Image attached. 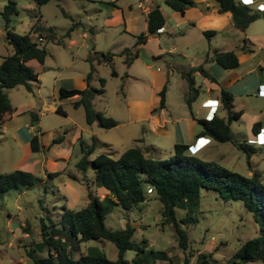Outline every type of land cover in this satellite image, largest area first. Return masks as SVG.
I'll return each instance as SVG.
<instances>
[{
    "label": "rangeland",
    "instance_id": "1",
    "mask_svg": "<svg viewBox=\"0 0 264 264\" xmlns=\"http://www.w3.org/2000/svg\"><path fill=\"white\" fill-rule=\"evenodd\" d=\"M10 1L15 3L18 14L11 18L7 28L0 16V64L4 57L12 53V47L7 44V31L26 35L35 24L38 29L32 34L33 40L45 47L47 56L42 66L35 62L29 64L39 81V84L32 85V92L23 86L6 91L14 111L0 126V174L26 172L31 175L34 186L24 193L10 191L0 196V264H35L27 255L28 251L33 252V258L47 257V249L37 246L40 242V218L48 223V218L56 220L67 209L78 210L84 207L88 202V193L101 199L105 194L103 190L89 186L90 181L75 167L92 143L94 151L88 160L99 153H110L118 157L124 150L133 147L134 141L140 137L146 140L141 145L155 144V137L146 122L132 123L136 121V110L127 104L124 97H144L147 103L152 100L150 104L158 105L160 83L167 78L166 73L175 71V68L179 72H187L193 47L201 52H208L212 47L234 50L244 55L243 58L250 59L248 62H260L264 71V17L250 24L244 33L236 29H213L215 36L207 40L202 35L204 30L191 29L188 20L176 25L177 20L171 16L173 11L165 6L164 0H51L39 10L35 0ZM258 1V7L254 6L253 9L264 11V0ZM7 2L0 0V12ZM139 2L145 9L160 7L165 14L167 33L150 37L146 45L138 46V59L127 68L124 58L117 55L134 47L135 37L146 32L145 16L142 9L138 8ZM208 2L214 3L213 0ZM39 17L40 21L37 22ZM182 34H185L184 37ZM52 37L58 44L49 40ZM244 39L253 43L250 46L255 50L253 58L250 57L252 53L243 50ZM259 48L263 50H257ZM93 52L115 54L112 61L106 64H97V59H93L95 71L90 82L92 88L101 89L99 79L105 81L103 93L97 94L93 102L96 111L117 122V126L109 130L101 129L97 124L87 126L83 109L72 108L70 99L58 104L64 112L63 116L56 114L55 110L51 111L54 102L58 103L61 87L86 88L85 77L90 71L87 58L100 56L92 55ZM180 54L186 55L185 58ZM198 56L204 58L202 53ZM246 64L245 61L243 66ZM112 70L117 73L116 77L111 75ZM170 73L168 80H179V76ZM125 75L130 78H124ZM206 82L200 75L195 76V86L200 87L201 95L205 91ZM261 98L264 96L235 98L234 110H244L246 115L240 122L232 121L231 131L239 134L236 140L242 145L246 143L242 136H249L250 119L264 113V99ZM31 109L39 112L38 123L31 122L29 113L21 114ZM75 130L79 133L82 131V138L76 141L70 160L65 161L60 153L70 148ZM16 131L27 132L29 136L37 135L43 148L38 153H32L28 142L20 143L21 137L12 136ZM56 139L62 141L54 144ZM170 146L167 145V148ZM219 147H225L227 154L219 160L234 172L246 176L252 163L264 170V152H260V147L253 146L256 155L250 156L231 144ZM242 148L247 152L253 150L246 146ZM166 154L162 152L163 156ZM57 155L59 158L53 159ZM201 157L205 158L203 155ZM249 158L251 161L248 164ZM87 175L91 176L90 170ZM146 193V202L141 207L130 211L115 208L105 221L106 227L112 230H119L126 224L135 229L132 241H146V252L139 255V259L147 261L146 264H195L199 254L209 253L215 259V264H228L241 244L256 236L252 216L240 203L205 196L199 207L192 211V221L182 226L187 233V249L183 251L178 245L174 227L165 223L161 216V204L155 199L154 192L148 193L147 190ZM176 215L182 219L185 212L177 211ZM89 246L99 248L107 260H116L117 248L114 244L90 241L81 244L82 254L86 253V247ZM150 248L154 253L149 252ZM134 257L133 251L124 254L125 260L129 262Z\"/></svg>",
    "mask_w": 264,
    "mask_h": 264
},
{
    "label": "trees",
    "instance_id": "2",
    "mask_svg": "<svg viewBox=\"0 0 264 264\" xmlns=\"http://www.w3.org/2000/svg\"><path fill=\"white\" fill-rule=\"evenodd\" d=\"M50 1L35 0L37 10ZM214 1L218 5V12L231 14L233 26L240 32H245L250 24L264 17V11L254 10L236 0ZM164 4L179 14L196 7L194 0H164ZM17 14L15 3L8 0L0 12L6 28L11 18ZM165 20L159 6L150 8L146 14V32L135 37L134 47L125 49L117 55L124 58V65L130 66L138 58V46L145 45L149 37L157 36L164 27ZM37 29L35 24L26 35H16L9 31L6 33L7 44L12 47V53L4 57L0 64V126L14 111L6 91L23 86L28 92H32V85L39 84L38 75L28 65L29 62L35 61L42 66L47 56L45 47L33 40L32 34ZM203 35L209 39L215 35V32L204 31ZM67 37H69L68 33ZM49 40L58 44L53 37ZM247 44L249 41L244 39L243 50L247 49L249 53H252L253 51L248 49ZM92 55L100 56L87 58L90 71L85 77L86 88L65 89L61 87L58 91V100L64 101L78 97L71 103V106L74 109L80 107L83 109L86 125L97 124L101 129L109 130L116 127L117 122L96 111L93 102L97 94L103 93L105 81L99 79L101 89L92 88L90 82L95 71L93 59H97V64H106L112 61L115 54L93 52ZM211 58L218 66L226 70L235 69L239 65L234 51L213 50ZM195 72L215 82L214 77L202 65L182 72L181 75L188 85L185 97L188 107L199 94L193 77ZM111 75L117 76L113 70ZM166 90L167 87L164 86L159 92V109L165 106ZM219 101L226 112V117L220 118L214 115L211 120H199L198 136H208L220 144L229 143L250 156L252 152H247L242 148V146L250 147V145L239 143L230 129V123L238 120L242 115L241 111H233L232 95L221 89ZM24 113L30 114L31 122L38 123L39 112L37 110L31 109L22 114ZM55 113L64 115L61 105L57 106ZM256 126L258 123L252 126L253 134L256 133ZM61 141V139H56L53 143L58 144ZM134 142L133 147L127 148L118 157H113L110 153H99L92 160H88V156L94 151L92 143L91 148L81 157L75 167L88 182L90 181L89 186H93L96 190H103L105 194L101 199L88 193V202L84 207L78 210L67 209L58 215L56 220L48 218V223L40 218V242L37 246L40 249H47V257L33 258V252L28 251L27 255L33 259L35 264H146V260L139 259V255L146 252L144 247L146 241L142 240L141 243L132 241L135 229L126 224L119 230H112L106 227L105 221L115 208L130 211L141 207L140 205L146 202L148 189L154 192L155 199L161 204V216L164 222L174 227L178 236V245L183 251L187 249V233L182 226L192 221L191 213L199 207L203 197L210 196L215 200L240 203L252 216L256 236L241 244L228 264L251 262L264 264V183L261 172L253 171L250 176H244L215 161L203 160L193 155L188 156L187 153L191 146L185 144H175L171 152L163 156L152 145H141L143 141L140 139ZM29 147L32 153H38L43 148L37 135L30 137ZM89 170L90 177L87 175ZM50 176L53 175L50 174ZM72 179L76 181L75 177ZM33 186L31 175L26 172L14 171L0 174V196L10 191L24 193ZM177 211L185 212V216L178 219ZM90 241L100 243L107 241L114 244L117 248L116 260H107L99 248L94 246L86 247V253L82 254L81 244ZM126 251L135 252V257L131 262L124 258ZM149 252L154 253L152 248ZM215 262L211 253L199 254L195 260V264H215Z\"/></svg>",
    "mask_w": 264,
    "mask_h": 264
},
{
    "label": "crops",
    "instance_id": "3",
    "mask_svg": "<svg viewBox=\"0 0 264 264\" xmlns=\"http://www.w3.org/2000/svg\"><path fill=\"white\" fill-rule=\"evenodd\" d=\"M236 1L241 4H245L241 0H236ZM194 2L196 3V7L186 10L183 14H179L173 11L171 16L173 19L177 20L176 25H180L183 21L188 20L189 22L188 25H190L191 29L197 28V29H203L204 31H212L213 29H215L216 31H224V30L230 31L232 29H236L233 26L231 14L228 12L226 13L218 12V5L215 1L214 3H210L208 2V0H194ZM258 3H259L258 0H251V2H248L250 6L249 5L247 6L253 9L254 6L258 7L257 5ZM139 4L142 3L139 2ZM198 6L202 8L200 9ZM149 10L150 8L148 7L147 9H145L144 6L142 7V11L145 16V21H146V14L149 12ZM162 13L165 17L164 12ZM165 26H166V20L164 27L159 31L157 36H160L161 33L162 34L167 33ZM204 31H202V35ZM184 35L185 34H182L181 36L184 37ZM214 36L210 37L209 39L213 38ZM151 37H155V36H151ZM247 40L249 41L250 44L247 47L250 50L255 51L253 48L252 49L250 48V46H253V43L249 39ZM195 43H197V41H195ZM213 50L234 51L227 48L218 49V47H212V50H208V52L206 50H203L201 52V50H198V48L195 47L192 48L191 59H190L191 61L189 67L192 68L202 65L203 68L207 70L212 75V77H214L215 82H211L208 79L202 77L198 72H195L193 74L194 81H195V76L200 75L207 82L205 85V91L202 93V95L200 94L201 93L200 87H197L199 89V94L196 100L190 105V107H188L185 102V97L188 92L187 82L181 75L183 71L179 72L178 69L176 68L175 71H170V72L180 77L178 81L173 79L174 81L171 82L170 79L168 80V77L171 76V73L167 72L166 73L167 78L160 83L161 89L164 86L167 87L165 94V106L163 109H159V102L158 105L154 104L155 105L154 106L153 104H150L152 100H150V102L147 103L144 97L131 98L129 96L128 97L125 96L124 98L125 100L127 99V104H131L130 106L134 107V109L136 110V117L134 118L136 121L132 123L146 122L148 129L150 130L151 134L154 135L155 137L154 138L155 144L152 146L153 147L155 146L154 148L160 151L161 153L165 151L167 154H169L172 149L171 147H173L175 144H185L191 146V149L189 150L190 155L197 156L200 158H202L201 156L203 155V157H205L202 158L203 160L215 161L217 163L227 166L226 164H223L221 160H219L222 159L223 157H226L227 155L225 153L226 148L219 147L220 145H224V144L217 143L208 136H198V133L200 132V126L198 124V121L211 120L214 115H217L220 118L226 117V112L222 109L219 101V95L221 89H224L225 91L229 92L232 95L233 97L232 106L234 112H238L234 110L235 106L233 105L236 97L241 98V97L254 96L259 98L261 96H264V71L261 68L262 64H260V62L257 64L248 62L250 59L243 58L244 55L242 54L239 55V53H237L236 51L234 52L238 58V62H239L238 67L230 70L223 69L220 66H218L217 63L211 58ZM257 50L262 51L263 48L261 49L259 48ZM200 53L204 55V58H202V56H198L200 55ZM253 53L254 52H252V54ZM180 56H182V58H185L186 55L183 56L180 54ZM250 57L253 58L254 54L251 55ZM245 61L247 62V64L243 66ZM31 62H35V61H31ZM31 62H29L28 65ZM130 66H126V67L129 68ZM167 66L171 67L170 64H167ZM172 66L174 65L172 64ZM257 70H260V72L258 73ZM124 78H130V77L126 75ZM131 78L136 79L134 76H131ZM151 86L153 87L154 84H151ZM77 99L78 97L70 98L72 102L76 101ZM57 101L58 103L54 102L55 103L54 107L52 105L51 111L56 110L57 105L60 103L58 99ZM72 102H70V104ZM239 111H241L242 115L238 120H235L236 122H240L246 115L244 110H239ZM231 123H230V129H231ZM255 123H258V126H256V130H255L256 133L253 134L251 132V129L253 124ZM248 130H249L248 131L249 136H242L243 139H246L245 141L246 144L250 145L252 149L253 146H258L260 147V152H264V139L260 141L259 138L257 137V135L262 130H264V113H260L259 115H254L250 119ZM22 132L23 131H16L13 133L12 136L21 137L20 143L28 142L29 144V140L31 136H29L27 132H23V133ZM80 132L81 133L75 130L74 134L72 135V139L70 141V148L63 149L62 153H60L65 161L70 160V156L73 153L74 150L73 147L76 141L82 138V131ZM232 134L235 137V139L239 136V134H234L233 132ZM198 138H201L200 139L201 143L203 141H206L205 138H207L209 140V143H207L205 147L196 151L194 148L200 147V143H198L197 141ZM139 139L142 140L143 143H145L146 141L145 138L143 137H140ZM166 139L168 140L170 139V141L168 142ZM249 140H252L253 143L252 144L247 143V141ZM225 144H229V143H225ZM167 145H171L170 148H167ZM168 149H170V151ZM251 151H252L251 155H256L254 149ZM55 158H59V156L58 157L53 156V159ZM247 161H248L247 163L249 164L251 159L249 158L247 159ZM252 165L253 166H251L250 164V170H248L246 176H250L253 171H259L264 175V170L258 169L256 163H252ZM263 183H264V176H263Z\"/></svg>",
    "mask_w": 264,
    "mask_h": 264
},
{
    "label": "built area",
    "instance_id": "4",
    "mask_svg": "<svg viewBox=\"0 0 264 264\" xmlns=\"http://www.w3.org/2000/svg\"><path fill=\"white\" fill-rule=\"evenodd\" d=\"M241 1H243V3H245V4H243V5H249L248 4V2H251V0H241ZM250 6V5H249ZM142 4H138V8H140V9H142ZM257 137L259 138V140L261 141V138H263L264 139V130H262L258 135H257ZM201 138H198L197 139V141H198V143H200V147L198 148H194L196 151H198V150H200L201 148H203V147H205L206 145H207V143H209V140L207 139V138H205V140L206 141H203L202 143H201V140H200ZM262 139V140H263ZM247 143H253V141L252 140H249V141H247ZM194 147H195V145H194ZM148 193H152L151 192V190L150 189H148Z\"/></svg>",
    "mask_w": 264,
    "mask_h": 264
}]
</instances>
